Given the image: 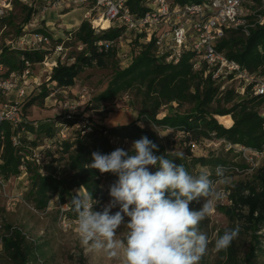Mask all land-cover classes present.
<instances>
[{
    "label": "trees",
    "instance_id": "obj_1",
    "mask_svg": "<svg viewBox=\"0 0 264 264\" xmlns=\"http://www.w3.org/2000/svg\"><path fill=\"white\" fill-rule=\"evenodd\" d=\"M203 1L176 0L179 4ZM140 2L141 0H129L132 10L142 13L144 10ZM16 3L19 2L16 1L13 5ZM43 7V4L38 7L22 4L24 17L21 24L15 25L11 17L7 19L11 14L9 13L0 19V28L7 24L14 28L17 36H21L31 16L40 12ZM123 32L124 29L119 27L96 34L90 27V23L82 21L72 32L81 50L76 48V54L68 57L63 64L58 59V64L51 74V80L55 83L52 88L43 90L37 96L26 98L23 102L24 133L20 137V144L18 146L12 144L13 132L8 124L0 126V187L11 178L19 177L20 167L23 165L30 180L25 198L36 210H45L56 198L57 203L69 206L68 214L76 215L70 205L72 197L76 195L73 192L76 188L92 192L93 200L98 202L93 210L102 206L109 199V189L118 178L113 174H101L89 168L88 165L92 163V153L100 152L107 155L117 148L124 150L125 142L128 141L134 143L146 136L158 146L156 155H165L168 159H174L173 163L177 166L184 165V156L182 159H177L175 156V153L183 152L169 149L168 140L160 142L158 132L149 130L148 125L163 131L166 128L170 129L172 134L183 133L188 138H207L213 134L215 137H224L255 149H260L264 145V118L259 117L255 111V107L263 102L262 96L250 94L242 101H237L235 93H227L222 106L219 100H215L218 88L210 76L203 79V71L193 69L191 52L184 53L177 64H169L163 58L156 57L152 40L149 43H140L139 38L133 39L131 43L130 56L134 55L131 64L124 69H115L104 90L87 104L94 102L99 105L117 99L124 92L134 90L136 97H140L139 119L143 122V126L132 122L106 127L99 119L85 117L81 112L71 115L70 118L61 114L55 119L44 121H34L25 115L24 111L41 104L39 100L41 97L49 96L56 89L73 88L79 74L85 68L94 66L106 68L116 54L114 46L116 44L105 50L98 47L97 43L106 39L116 40ZM34 33L53 40L52 35L44 29H35ZM44 45L45 43L38 44L34 50L13 46L0 47V64L7 69L5 75L22 70L23 57L28 59L32 66L43 62L47 53L54 51V49H43ZM220 49L225 51L229 59L251 73L264 75V26L257 27L250 32L249 36H244L236 30L229 31ZM247 90L249 91L250 87ZM170 103H175L176 107L171 106L168 113L157 119L161 109L169 106ZM188 104L191 106L187 111H180L184 105ZM232 113L235 123L229 129L222 128L213 118V115L222 116ZM63 124L69 128L76 124L81 127L79 130H73L71 137L68 135L66 139H61L59 131ZM28 134L33 136V139H28ZM40 139H43L42 142L46 141V145L50 147L43 152H36L34 149L44 144H38ZM125 151L129 155H134L130 150ZM35 152L42 153L48 160H44L42 165H36L31 159ZM198 160L193 162L196 163ZM157 170L150 169L152 172ZM260 172L264 180V167ZM103 184L107 185L105 190L102 188ZM199 206L200 201L192 202L190 209L199 210ZM252 225L253 231L264 226V209L258 218L253 220ZM250 237L252 240L248 247L249 251L240 262L233 245L230 246V263L237 261L240 264H253L260 253L264 254V247L260 246L258 236L251 233ZM3 244L16 264L36 262L38 253L41 252L39 244L35 241L27 243L25 236L15 229L9 237H4Z\"/></svg>",
    "mask_w": 264,
    "mask_h": 264
},
{
    "label": "rangeland",
    "instance_id": "obj_2",
    "mask_svg": "<svg viewBox=\"0 0 264 264\" xmlns=\"http://www.w3.org/2000/svg\"><path fill=\"white\" fill-rule=\"evenodd\" d=\"M51 1L57 3L56 7H49L46 11H40L31 16L28 24L24 26V34L21 36H17L14 28L7 24L0 28L1 48L4 46L30 47L35 44L36 40L34 30L40 28L53 37V40H49L43 49L53 50L57 45L64 48L63 54L60 55L52 51L47 53L43 62L33 65L32 75L26 81L28 84L26 98L37 96L43 90H49L55 85L51 80L53 68L58 64V59L63 64L68 57L76 54L75 49L81 46L73 38L74 33L72 32L79 27L82 21L88 22L84 18L85 10L72 5L70 0L18 1L19 3L12 6L9 12L11 14L7 19L11 17L15 25H20L24 17V12L21 9L22 4L38 7L42 4L48 5ZM132 40V35L123 32L115 40L116 54L108 62L106 68L95 66L85 68L79 74L73 88L56 89L49 96L41 97L39 99L41 104L34 105L26 112L24 111L25 115L34 121L55 119L58 115L65 114L66 111L62 108L63 103L70 102L79 105L77 113L81 112L85 117L99 119L106 127L132 122L143 126V122L139 119L140 97H136L134 90L124 92L117 99L99 105L94 102L87 104L89 100L104 90L115 69H124L131 64L134 55L130 56L127 61L121 59L120 55L122 53H128V56L131 54ZM140 43L143 42L140 41ZM207 76L208 74L203 72V79ZM212 82L218 88L215 100H219L222 106L227 93H235L237 101H242L247 95L252 94L247 88L243 90L239 81L230 79L217 82L212 80ZM5 99L11 100L12 95L6 96ZM171 106L176 107V104L170 103L169 106L162 108L157 119L168 113ZM190 106L189 104L184 105L180 111H187ZM213 106L216 105L213 104ZM255 111L259 117L264 118L262 104L255 107ZM21 114H23V109ZM213 118L224 129L233 127L235 123L233 113L222 116L213 115ZM228 120L229 123H226ZM80 127L78 124L73 125L69 129V137L72 136L73 130H79ZM147 127L163 136V139L159 138L160 142L168 140L169 149L183 152L185 168L191 174L197 175L208 170L211 172L210 178L215 181L218 179L215 170L217 166H220L226 170L225 175L230 178L227 185L217 186L225 193V197L216 204L214 212L200 224V230L207 233L210 241L208 251L200 264H240V260L249 251L248 247L252 240L251 233L258 236L260 246L264 247V226L253 231L252 225L253 220L257 219L264 209V180H262L263 176L260 172L264 167V145L260 149H255L242 143L232 142L224 137H215L213 134L207 138L195 139L188 138L183 133H168L153 125ZM27 137L33 139V136L29 134ZM42 140L40 139L38 144H44L35 148L34 151L43 152L48 149L47 142H42ZM132 144L131 141L125 142L124 150H131ZM196 159L199 160L194 163L193 160ZM44 160L47 161L48 158L44 157L43 162ZM29 186L30 180L27 173L21 172L19 177L11 178L0 187V264H16L3 244L4 237H9L14 229L19 230L25 236L27 243L35 241L41 246L37 261H29L27 264H121L119 259H110L102 253L89 252L81 244L76 232L75 220L77 216L68 214L69 206L67 204L61 205L54 198L45 210H36L33 204L25 198ZM106 187L107 185L103 184V190ZM78 191L80 195L86 192L84 189L78 188L73 192L77 194ZM110 199L109 197L102 206L94 211H102ZM202 203L203 200H200L199 208ZM118 210V207L113 208L110 214H115ZM124 223H127V218ZM237 225L239 226V235L231 245H233L239 262L230 263V247L226 252L217 253L214 250V242L218 236L223 235L225 230L235 229ZM117 231L123 233L125 231L123 225ZM253 264H264V254L260 253L254 259Z\"/></svg>",
    "mask_w": 264,
    "mask_h": 264
},
{
    "label": "clouds",
    "instance_id": "obj_3",
    "mask_svg": "<svg viewBox=\"0 0 264 264\" xmlns=\"http://www.w3.org/2000/svg\"><path fill=\"white\" fill-rule=\"evenodd\" d=\"M130 151L134 155L120 148L107 155L92 153L88 167L118 179L110 187L111 199L102 211L93 210L98 202L92 192L80 195L78 191L72 197L81 244L89 252L117 258L121 264H200L210 243L200 224L225 197L217 186L230 182L226 170L217 166L215 181L208 170L193 175L184 165H175L174 159L156 155L158 146L146 136L136 140ZM183 155L175 153L177 159ZM151 168L158 170L152 172ZM200 200L199 210L190 209L192 202ZM121 225L125 231L118 233ZM238 235V225L225 230L215 240L214 250L226 252Z\"/></svg>",
    "mask_w": 264,
    "mask_h": 264
},
{
    "label": "built area",
    "instance_id": "obj_4",
    "mask_svg": "<svg viewBox=\"0 0 264 264\" xmlns=\"http://www.w3.org/2000/svg\"><path fill=\"white\" fill-rule=\"evenodd\" d=\"M16 1L28 0H0V19L9 14ZM70 1L72 5L85 10L84 18L96 34L108 29L123 28L124 33L132 35L133 39L139 38L143 43L152 40L156 57L163 58L169 64H177L184 53L191 52L194 70L203 71L216 82L231 79L239 81L243 90L250 87L252 95L263 97L264 110V75L249 72L229 59L225 51L220 49L229 31L236 30L249 36L251 31L264 26V0H204L184 4H179L176 0H141L144 10L142 13L132 10L129 0ZM56 5L55 1H51L44 5L41 12ZM97 21L107 22L108 27L96 25ZM35 38V44L23 49L34 50L38 44L49 43V39L43 35H35ZM115 42L106 39L99 41L97 46L107 50ZM78 49L81 50V47ZM63 51L61 45L54 48V52L60 55ZM120 57L127 61L130 55L122 53ZM21 61L22 70L8 76L5 75L7 69L0 64V126L8 124L11 127V141L14 146L20 144V137L24 133L21 110L27 96L26 81L32 75L33 67L25 57ZM8 95H12L9 101L5 99ZM78 106L64 102L62 108L66 112L62 115L70 118L77 114ZM69 129L66 124L61 125L59 137L66 139ZM165 131L171 132L167 128ZM159 138L163 139V136L159 134ZM43 158L42 153L36 152L31 157L38 166L43 164ZM20 171L25 172L23 165Z\"/></svg>",
    "mask_w": 264,
    "mask_h": 264
},
{
    "label": "bare ground",
    "instance_id": "obj_5",
    "mask_svg": "<svg viewBox=\"0 0 264 264\" xmlns=\"http://www.w3.org/2000/svg\"><path fill=\"white\" fill-rule=\"evenodd\" d=\"M96 25H100V26H102L103 28H107L108 27V23L107 22H102V21H97L96 23H95ZM223 123V122H222ZM226 123H229V120L228 121H226Z\"/></svg>",
    "mask_w": 264,
    "mask_h": 264
}]
</instances>
